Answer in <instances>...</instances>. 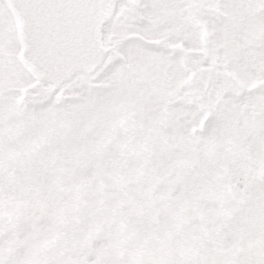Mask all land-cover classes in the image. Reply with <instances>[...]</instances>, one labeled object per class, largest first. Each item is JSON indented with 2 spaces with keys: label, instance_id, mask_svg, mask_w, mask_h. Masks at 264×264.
<instances>
[{
  "label": "snow or ice",
  "instance_id": "1",
  "mask_svg": "<svg viewBox=\"0 0 264 264\" xmlns=\"http://www.w3.org/2000/svg\"><path fill=\"white\" fill-rule=\"evenodd\" d=\"M0 264H264V0H0Z\"/></svg>",
  "mask_w": 264,
  "mask_h": 264
}]
</instances>
